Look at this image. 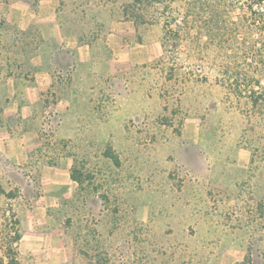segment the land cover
Listing matches in <instances>:
<instances>
[{
	"label": "rangeland",
	"instance_id": "374dc122",
	"mask_svg": "<svg viewBox=\"0 0 264 264\" xmlns=\"http://www.w3.org/2000/svg\"><path fill=\"white\" fill-rule=\"evenodd\" d=\"M0 1L11 4L3 21L30 19L45 1L61 20L90 27V40L102 31L104 52L115 53V69L125 78L107 79V87L72 107L56 106V92L47 90V107H36L26 121L15 97L7 98L9 135L19 139L29 128L41 139L27 162L12 145L0 155V184L14 193H0V264L8 262L10 209L20 220V264H219L223 253L198 251L189 218L202 208L232 215L233 222L264 213V61L257 30H237L233 43L225 38L210 46L197 28L178 37L165 33L162 8L144 5L136 11L145 23L135 22L123 8L130 0ZM183 1L175 0L177 10L168 15L181 19ZM235 75L239 82L232 84ZM112 87L148 91L123 118L120 110L127 109L119 108ZM41 153L50 163L72 158V175L80 178L48 206L35 168ZM203 165L213 166L210 177L193 171ZM251 238L249 264H264L263 248Z\"/></svg>",
	"mask_w": 264,
	"mask_h": 264
},
{
	"label": "crops",
	"instance_id": "0c3cea01",
	"mask_svg": "<svg viewBox=\"0 0 264 264\" xmlns=\"http://www.w3.org/2000/svg\"><path fill=\"white\" fill-rule=\"evenodd\" d=\"M16 5L17 8L23 6L20 3ZM10 9L11 4L0 1V155L7 153L12 145L21 149V160L27 162L31 156L28 151L30 146H33V142L37 143L41 136L37 130L29 128L19 139L9 135L6 128L7 108L10 105H6L8 97H15L13 104L21 110L26 121L37 115L36 107L41 111L47 107L43 99L47 90L56 92V106H71L79 99H88L91 92L107 87V79L111 84L118 83L115 79L122 82L125 78L115 69V53L107 56L104 52L106 44L102 39V31L99 30L97 36L90 40V27L84 28L74 22L61 20V15L59 17L52 10V5L45 1L36 11L29 12L30 19L22 21H3L2 15L10 12ZM86 22H89L88 19ZM97 22L98 19H95ZM31 35L35 36L32 41L29 39ZM113 36H116L115 32ZM111 46L108 41V47ZM145 90L148 91L143 88L141 93L137 87L111 88L110 91L119 100V106L124 105L127 109L122 112V107H119L123 118L130 117L132 111L136 110L133 105L139 98L144 99ZM16 156L12 155V158L16 159ZM45 157L51 158L40 155L35 168L41 173L45 199H50L51 203L46 202L48 206L76 187L77 181L72 178V158L61 155L59 160L50 163L44 160ZM193 171L206 178L210 177L213 166L203 165L201 169L194 168ZM195 194L202 197L203 201L209 200L203 196L207 195L204 192ZM189 219L194 221V233L199 238L196 243L198 251L223 253L219 264L243 262L249 252L247 243L251 238L250 233L253 236L251 239L258 240L264 251V213H258L253 219L244 215L239 218L240 222H233L232 215L202 208ZM250 223H257V232L247 231L246 226Z\"/></svg>",
	"mask_w": 264,
	"mask_h": 264
},
{
	"label": "trees",
	"instance_id": "16d2710c",
	"mask_svg": "<svg viewBox=\"0 0 264 264\" xmlns=\"http://www.w3.org/2000/svg\"><path fill=\"white\" fill-rule=\"evenodd\" d=\"M175 0H130L123 3V8L128 17L137 23H145L141 18L137 9L144 8L147 5L150 9L162 8L165 33H170L172 37H178L182 31L190 32L193 28L198 29V35H207L208 41L206 45L222 46L225 38L228 43H233L236 40V31L244 30V34L248 35L253 29L261 36L260 60L264 61V0H184L181 4L182 11L181 19L173 17L172 14L177 9H173V2ZM236 9L240 11L236 13ZM174 10V11H173ZM181 13V12H180ZM151 19H149V22ZM176 25V29L172 26ZM247 47L246 45H244ZM253 66V65H252ZM226 72L229 71L226 68ZM235 75L231 82L235 84L239 82ZM257 85H261V80L255 81ZM245 87H253L254 84L246 81L242 83ZM240 86V85H239ZM72 178L80 181V178L73 173ZM0 193L8 197L14 196L13 192H7L0 184ZM11 217L10 231L5 241V254L8 257L7 264H20L18 257V245L22 238L19 226L20 220L17 218L14 211L10 209ZM240 264H249L247 257Z\"/></svg>",
	"mask_w": 264,
	"mask_h": 264
}]
</instances>
